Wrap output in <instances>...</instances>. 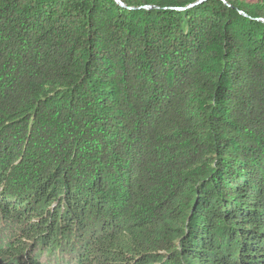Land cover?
<instances>
[{
  "label": "trees",
  "instance_id": "16d2710c",
  "mask_svg": "<svg viewBox=\"0 0 264 264\" xmlns=\"http://www.w3.org/2000/svg\"><path fill=\"white\" fill-rule=\"evenodd\" d=\"M264 0H0V264H264Z\"/></svg>",
  "mask_w": 264,
  "mask_h": 264
},
{
  "label": "rangeland",
  "instance_id": "374dc122",
  "mask_svg": "<svg viewBox=\"0 0 264 264\" xmlns=\"http://www.w3.org/2000/svg\"><path fill=\"white\" fill-rule=\"evenodd\" d=\"M243 1H252V0H243Z\"/></svg>",
  "mask_w": 264,
  "mask_h": 264
},
{
  "label": "water",
  "instance_id": "95a60500",
  "mask_svg": "<svg viewBox=\"0 0 264 264\" xmlns=\"http://www.w3.org/2000/svg\"><path fill=\"white\" fill-rule=\"evenodd\" d=\"M262 22H264V19H261Z\"/></svg>",
  "mask_w": 264,
  "mask_h": 264
}]
</instances>
